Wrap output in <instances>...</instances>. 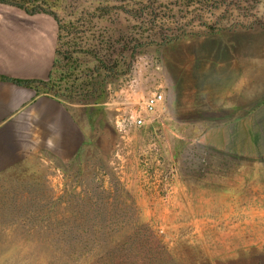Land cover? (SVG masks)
<instances>
[{
    "label": "rangeland",
    "instance_id": "obj_1",
    "mask_svg": "<svg viewBox=\"0 0 264 264\" xmlns=\"http://www.w3.org/2000/svg\"><path fill=\"white\" fill-rule=\"evenodd\" d=\"M43 1L63 25L43 90L77 149L0 174V264H264V0ZM205 41L250 55L251 122L188 114ZM99 57L115 72H90ZM171 60L194 73L177 87Z\"/></svg>",
    "mask_w": 264,
    "mask_h": 264
},
{
    "label": "crops",
    "instance_id": "obj_2",
    "mask_svg": "<svg viewBox=\"0 0 264 264\" xmlns=\"http://www.w3.org/2000/svg\"><path fill=\"white\" fill-rule=\"evenodd\" d=\"M59 31L50 14H28L0 3V174L32 153L50 152L59 157L76 152V119L70 110L55 96L12 80L49 79ZM216 42L205 41L201 54H195L196 106L188 114L201 113L205 122L234 121L224 127L237 128L242 126L237 123V113L240 121L252 120L253 100L246 76L251 74L247 66L250 55L237 46ZM172 62L170 74L177 87L194 73L190 66ZM263 101L262 91L258 103ZM185 113L182 115L192 117Z\"/></svg>",
    "mask_w": 264,
    "mask_h": 264
},
{
    "label": "trees",
    "instance_id": "obj_3",
    "mask_svg": "<svg viewBox=\"0 0 264 264\" xmlns=\"http://www.w3.org/2000/svg\"><path fill=\"white\" fill-rule=\"evenodd\" d=\"M0 3L18 7L20 9H23L28 14H35V13L50 14V15L54 16V18L57 20L58 25H59V29H60L59 32H61L63 30V25H62L61 21L59 20V18L57 17V15L54 12L49 11L48 9H46L44 7V5H43L44 1L43 0H0ZM162 40H163L162 43H164V42H168V41L170 42L172 39L163 37ZM56 52L58 55V50ZM66 58H68V57H66ZM110 60H112V59H110ZM116 62H117V59H115V62L112 63L111 65L105 64V61L102 59V57H99V65L95 66L90 72H96V73H100L102 75V73H103L102 70L106 69L107 71L114 73L116 70V66H117ZM56 64H57V59H55L54 66H53L54 68L52 69V71L50 73V77L48 80H37V79H28V80L12 79V80L18 84H22V85H26V86L35 88L38 93L44 92L43 89H47V88L51 90V87H49V84L51 82H53L54 69L56 67ZM95 83L96 82H90L89 83V85H92V87H94L92 93L97 91V89H96L97 84H95ZM100 83L101 82H99L98 84H100ZM86 84L88 85V82ZM87 85H83V83H82L81 85L78 86V88L77 87L76 88L78 91H80L83 87H86ZM50 86H52V85H50ZM45 93H47V92H45Z\"/></svg>",
    "mask_w": 264,
    "mask_h": 264
},
{
    "label": "built area",
    "instance_id": "obj_4",
    "mask_svg": "<svg viewBox=\"0 0 264 264\" xmlns=\"http://www.w3.org/2000/svg\"><path fill=\"white\" fill-rule=\"evenodd\" d=\"M165 95L160 91L150 94L145 102V109L147 112H154L164 102ZM133 123L136 126H142L145 124V117L141 114L133 115Z\"/></svg>",
    "mask_w": 264,
    "mask_h": 264
}]
</instances>
